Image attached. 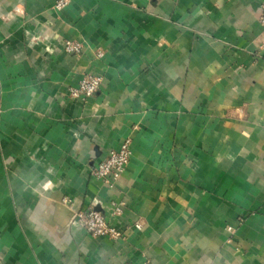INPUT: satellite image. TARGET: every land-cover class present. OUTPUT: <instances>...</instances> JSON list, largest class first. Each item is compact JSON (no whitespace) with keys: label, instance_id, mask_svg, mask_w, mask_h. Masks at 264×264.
<instances>
[{"label":"crops","instance_id":"crops-1","mask_svg":"<svg viewBox=\"0 0 264 264\" xmlns=\"http://www.w3.org/2000/svg\"><path fill=\"white\" fill-rule=\"evenodd\" d=\"M59 1L0 0V264H264V0Z\"/></svg>","mask_w":264,"mask_h":264},{"label":"built area","instance_id":"built-area-1","mask_svg":"<svg viewBox=\"0 0 264 264\" xmlns=\"http://www.w3.org/2000/svg\"><path fill=\"white\" fill-rule=\"evenodd\" d=\"M66 0H60L57 7L60 8L65 4ZM258 23L262 31V39L264 44V4L261 6V12L258 16ZM81 46L78 43L66 42L65 50L72 54L80 52ZM97 55L100 57L101 52ZM100 77L95 75H85L79 81L76 87L69 91L70 97L86 98L94 95L100 86ZM130 158L129 140L126 139L118 150H111L101 160H99L92 169L93 176L100 178L103 182L111 185L114 180L120 176L128 165ZM74 219L79 223L90 235L95 237L108 236L116 238L119 236L117 229L109 225L103 214L93 209L79 210L74 214ZM139 228V225H135Z\"/></svg>","mask_w":264,"mask_h":264}]
</instances>
